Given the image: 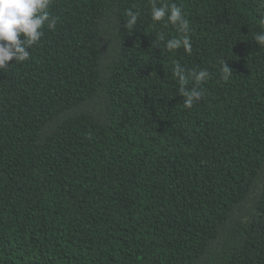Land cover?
Segmentation results:
<instances>
[{"label":"trees","instance_id":"1","mask_svg":"<svg viewBox=\"0 0 264 264\" xmlns=\"http://www.w3.org/2000/svg\"><path fill=\"white\" fill-rule=\"evenodd\" d=\"M156 2L191 53L151 0H52L55 30L0 70V264H264V8ZM175 62L210 73L191 108Z\"/></svg>","mask_w":264,"mask_h":264},{"label":"clouds","instance_id":"2","mask_svg":"<svg viewBox=\"0 0 264 264\" xmlns=\"http://www.w3.org/2000/svg\"><path fill=\"white\" fill-rule=\"evenodd\" d=\"M257 3L264 8V0H257ZM51 6L52 0H0V70L10 67V61L22 63L29 60V49L39 44L45 26L55 30L59 17L50 12ZM127 16L129 19L124 27L134 29L139 13L129 9ZM150 16L153 22L171 24L181 33L179 37L171 39H166L165 34L160 33L158 42H163L169 51L183 47L191 53L190 22L180 6L166 2L158 6L156 0H151ZM257 20L261 31L254 35V40L258 46H264V15H259ZM232 72L224 60L219 69L220 80L227 82ZM173 73L180 83L179 92L184 98V107L191 108L202 99L204 91L199 85L210 78V73L206 69L188 70L179 62H175ZM189 82H194L191 88L187 87Z\"/></svg>","mask_w":264,"mask_h":264}]
</instances>
